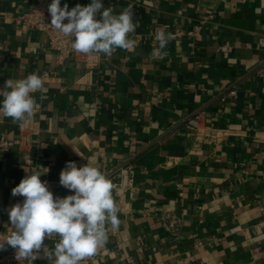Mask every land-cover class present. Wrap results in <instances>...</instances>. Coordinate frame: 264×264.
<instances>
[{
	"label": "crops",
	"instance_id": "1",
	"mask_svg": "<svg viewBox=\"0 0 264 264\" xmlns=\"http://www.w3.org/2000/svg\"><path fill=\"white\" fill-rule=\"evenodd\" d=\"M32 4L0 0V88L32 73L45 83L28 124L0 114V138L15 142L0 149V239L24 200L11 190L40 172L55 197L72 195L59 176L73 161L106 174L120 209L119 229L83 264H264V0H103L117 13L134 6L132 47L61 64L20 24ZM161 26L181 33L162 59L151 55ZM199 111L225 133L194 154L185 122ZM32 264L50 262L41 251Z\"/></svg>",
	"mask_w": 264,
	"mask_h": 264
},
{
	"label": "clouds",
	"instance_id": "2",
	"mask_svg": "<svg viewBox=\"0 0 264 264\" xmlns=\"http://www.w3.org/2000/svg\"><path fill=\"white\" fill-rule=\"evenodd\" d=\"M133 7L129 4L117 13L111 6L104 7L103 0H91L87 6L77 4L69 10L67 3L61 7V0H51L48 12L50 26L72 38L70 46L75 52L111 56L117 49L132 47L129 34L139 27L133 19ZM173 38L166 26L157 29L152 57L162 59ZM44 86L37 73L7 79L0 88V114L13 123L28 124L36 107L32 94ZM41 175L28 174L11 190L13 197L24 200L7 210L12 231L0 239V250L11 247L17 260L27 259L31 264L40 258L41 251L50 264H82L107 243L109 228L115 231L121 225L113 184L98 167L89 163L77 167L69 161L60 172L59 183L74 194L54 198ZM53 237L58 238L54 250L45 252V240Z\"/></svg>",
	"mask_w": 264,
	"mask_h": 264
},
{
	"label": "built area",
	"instance_id": "3",
	"mask_svg": "<svg viewBox=\"0 0 264 264\" xmlns=\"http://www.w3.org/2000/svg\"><path fill=\"white\" fill-rule=\"evenodd\" d=\"M240 3H245L250 0H238ZM51 0H33L32 7L20 17L21 26L28 31H35L42 34L49 48L55 53V59L57 64H61L70 57H78L80 53L75 52L71 48V37H64L61 33H58L50 26L51 17L48 12V5ZM77 4L84 6L79 0H75L73 6L69 8L71 10ZM61 7L63 5L61 4ZM211 17H202L200 24H203L205 20ZM67 23V20L64 21ZM159 28H155L154 36ZM181 33L176 32L173 37L180 36ZM258 45L264 49V35L258 38ZM261 73H264V68L260 69ZM226 97L234 99L236 98V90L232 88L226 94ZM224 100V99H222ZM185 130L189 138L193 140L194 154H200L202 146H217L223 141L224 131L218 130L208 126L204 120V112L199 111L192 114L186 119ZM261 142L264 146V130L260 133ZM15 142L8 141L5 138H0V149H9ZM49 190L53 193V188L48 184ZM114 190V186H113ZM54 196V195H53ZM55 198V196H54ZM240 231L239 227L232 228L230 233H236ZM22 261V260H20ZM16 259V252L13 248H6V250L0 251V264H17L20 262ZM83 264V263H82Z\"/></svg>",
	"mask_w": 264,
	"mask_h": 264
}]
</instances>
